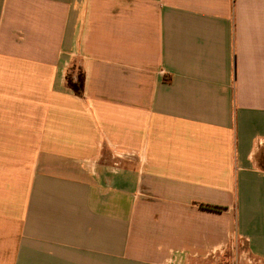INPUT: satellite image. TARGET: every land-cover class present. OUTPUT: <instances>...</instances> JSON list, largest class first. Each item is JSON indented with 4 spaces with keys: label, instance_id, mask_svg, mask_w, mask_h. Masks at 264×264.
Masks as SVG:
<instances>
[{
    "label": "crops",
    "instance_id": "obj_1",
    "mask_svg": "<svg viewBox=\"0 0 264 264\" xmlns=\"http://www.w3.org/2000/svg\"><path fill=\"white\" fill-rule=\"evenodd\" d=\"M234 241L264 262V0H0V264Z\"/></svg>",
    "mask_w": 264,
    "mask_h": 264
},
{
    "label": "rangeland",
    "instance_id": "obj_2",
    "mask_svg": "<svg viewBox=\"0 0 264 264\" xmlns=\"http://www.w3.org/2000/svg\"><path fill=\"white\" fill-rule=\"evenodd\" d=\"M81 74L82 71L76 69L69 77L73 78L75 82H79ZM216 264H264V262L249 253L247 246L243 242L234 241L231 244V248L219 260L217 259Z\"/></svg>",
    "mask_w": 264,
    "mask_h": 264
},
{
    "label": "trees",
    "instance_id": "obj_3",
    "mask_svg": "<svg viewBox=\"0 0 264 264\" xmlns=\"http://www.w3.org/2000/svg\"><path fill=\"white\" fill-rule=\"evenodd\" d=\"M84 82L85 75L83 73L80 75L79 82H75L71 77H68V85L79 96L83 94Z\"/></svg>",
    "mask_w": 264,
    "mask_h": 264
}]
</instances>
